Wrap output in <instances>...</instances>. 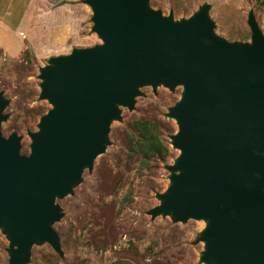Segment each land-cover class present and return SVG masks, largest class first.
Segmentation results:
<instances>
[{"label":"water","instance_id":"water-1","mask_svg":"<svg viewBox=\"0 0 264 264\" xmlns=\"http://www.w3.org/2000/svg\"><path fill=\"white\" fill-rule=\"evenodd\" d=\"M102 44L51 57L40 70L41 98L53 106L21 156L20 139L0 135V225L11 264L34 240L58 248L49 224L53 201L69 192L103 151L117 105L132 107L137 88L182 87L167 116L178 131L171 185L150 214L206 220L201 262L264 264V36L252 13L250 44L213 34L202 8L174 22L147 0H88ZM3 103L0 101V108Z\"/></svg>","mask_w":264,"mask_h":264},{"label":"rangeland","instance_id":"rangeland-1","mask_svg":"<svg viewBox=\"0 0 264 264\" xmlns=\"http://www.w3.org/2000/svg\"><path fill=\"white\" fill-rule=\"evenodd\" d=\"M87 1L28 0L8 5L0 0V13L14 4L31 11L28 27L19 31L12 51L0 50V135L18 137L21 156L29 154L30 134L39 131L41 117L53 109L40 96V70L49 66L51 57L102 44L91 30L93 10ZM147 5L174 22L205 8L213 34L237 46L251 42L247 17L252 13L264 36V0H147ZM136 91L131 108L116 106L118 117L109 122L103 151L81 171L69 192L53 201L58 219L49 229L58 248L34 240L19 264H213L200 261L206 244L201 234L208 221H175L171 213H149L168 191L169 167L180 153L171 144L178 127L167 114L181 98L182 87L169 90L160 84ZM139 119L151 122L153 135L168 150L164 158L129 148L128 137L138 139L131 124ZM259 155L264 157V151ZM13 249L1 224L0 264H11Z\"/></svg>","mask_w":264,"mask_h":264},{"label":"crops","instance_id":"crops-1","mask_svg":"<svg viewBox=\"0 0 264 264\" xmlns=\"http://www.w3.org/2000/svg\"><path fill=\"white\" fill-rule=\"evenodd\" d=\"M13 1L16 4L28 3V0H3L2 3L11 5L14 3ZM6 8L3 13H0V50L8 54L17 44L19 31L27 29V19L31 11L27 8L19 9L15 4L11 8L9 6ZM20 18L22 21L19 23L18 19Z\"/></svg>","mask_w":264,"mask_h":264},{"label":"trees","instance_id":"trees-1","mask_svg":"<svg viewBox=\"0 0 264 264\" xmlns=\"http://www.w3.org/2000/svg\"><path fill=\"white\" fill-rule=\"evenodd\" d=\"M131 128L133 133L138 135V139L135 141L132 140L131 136L128 137L129 148L133 152H145L161 158H164L168 154L167 148L162 146L153 135L154 127L151 126V122L143 119L135 120L132 122Z\"/></svg>","mask_w":264,"mask_h":264}]
</instances>
